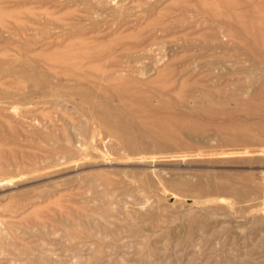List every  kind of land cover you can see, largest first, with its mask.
<instances>
[{
    "label": "rangeland",
    "instance_id": "1",
    "mask_svg": "<svg viewBox=\"0 0 264 264\" xmlns=\"http://www.w3.org/2000/svg\"><path fill=\"white\" fill-rule=\"evenodd\" d=\"M29 1L0 0V72L23 63L43 77L37 92L28 79L0 73V264H264V146L221 147L214 135L211 148L171 150L184 160L150 163L97 135L69 89L91 84L88 72L106 98L104 73L146 82L170 65L171 81L195 83L186 104L207 89L231 107L263 83L264 56L253 41L226 36L230 26L199 0ZM153 85L139 88L166 99L155 89L167 84ZM210 174L234 192L209 193ZM177 179L201 180L206 192L169 183Z\"/></svg>",
    "mask_w": 264,
    "mask_h": 264
},
{
    "label": "bare ground",
    "instance_id": "2",
    "mask_svg": "<svg viewBox=\"0 0 264 264\" xmlns=\"http://www.w3.org/2000/svg\"><path fill=\"white\" fill-rule=\"evenodd\" d=\"M19 2H21V1H19ZM19 2H18V4H19ZM199 2L201 4L200 8H203V10H205V13L207 15L211 14V17L214 18V20L215 19H218V21L222 20L226 25L230 26L226 30L225 33L223 32L226 36L236 35V36H239L240 38L243 37L246 39L247 38L250 39L251 41H253L255 46L261 52V55L264 56V15L260 14V11L264 13V0H249V1L248 0H245V1H243V0H199ZM219 7H222V8H224V10H227V11L230 9L233 10V8H237V9L232 14H228L226 12L221 13L220 11H218ZM48 8H50V7H48ZM152 9H153V7H152ZM144 10H146V8ZM198 13H199V11H198ZM191 15H192V13H191ZM197 16H198V14H197ZM128 17H129V15H128ZM112 18H114V17H112ZM112 18L110 17L109 19H112ZM101 21H98V23ZM98 23L96 22V25ZM95 30L96 29H94V31ZM190 32H192V31H190ZM101 36H99V37H101ZM103 36H105V35H103ZM173 37H174V35H173ZM1 43H2V41H1ZM130 43H133V42L131 41ZM121 45H124V43ZM177 45H178V43H177ZM180 51H181V49H180ZM189 60H190V58H189ZM185 61H187V59ZM158 63H159V61L156 60L155 64H154V68H156ZM20 64L21 63H19L17 68H15L14 66H13L14 68H10V67L6 66L8 68H7V70L5 69V71L14 72L17 75H19L20 77L24 78L25 80L28 79L29 81H31V83L29 82V84H30L29 87L34 91L40 92L41 91L40 90L41 89V79L43 77L40 78V76L38 75V71L33 72V74L32 73L27 74L29 69H27V67H25V66H22L23 63H22V65H20ZM11 65H9V66H11ZM105 66H107V65H105ZM177 68H179V67H177ZM5 71H1V72H5ZM31 71H32V69H30V72ZM173 71H174V68L170 65L160 67L158 70H156L155 75L150 80H148L146 82L145 81L141 82L140 80L135 79L134 77H132L129 74V72L117 73V72L113 71L112 73L111 72L104 73L102 75V79L105 80L106 84L101 83L100 86L102 89L100 87H99V89H100V91L102 90L106 94V98H103L102 95H97L98 93H96L95 88H96V85H99V84H97V82H92L91 76L88 74V72L83 73L82 77L86 78L88 80V82H91V84L86 83V84L80 85L78 87H69V89H70V92H72L74 94V97L76 95L78 97V101L83 103L82 105L86 104V107L89 110L91 117L95 120V124L99 128L96 131L97 135H100L99 130L104 131L107 134L106 138L108 140L113 141V142H117L121 146V148L124 151L128 152L130 155H140V154L142 156L146 155L145 160L150 162V163H152V162H156V163L159 162L160 163L161 161H164L166 163V162H174V161L184 160V159H186L184 156H176L174 153H170L171 150L172 149L187 150V149H193V148H194V150H196L197 148H202V147L211 148L212 147L211 143L214 140V135H216L218 138L217 139V142H218L217 146H221V147L222 146L223 147L224 146L236 147V146L250 145L251 143L253 145L259 146V147L264 146V141L261 139H257V136L260 134L264 136V80H263V83L261 84V86L257 90H255L251 94V96H249L248 98H245V99H243V98L242 99L241 98L235 99L234 102H236V103H234V105L231 107L228 106V102L226 101L227 99L225 97L226 95H224L221 99V96H219V94L216 93L214 95L211 92V90H207V89H202L200 91V95L198 96L197 101L196 100L194 101L196 104L188 105L185 102L188 101L193 96V85L195 83L190 82V84L188 85L186 83V81H189L188 80L189 78L171 81V79L169 77ZM224 73L225 72H223L222 74H224ZM42 74H44V73H42ZM174 74H176V73L174 72ZM46 76L48 78V75H46ZM84 78H82V80H86ZM49 79H50V77H49ZM86 81H84V82H86ZM169 81H171L173 83L177 82L178 88L175 90L172 88V86L170 87ZM198 81H199V79H198ZM52 82H50V83H52ZM152 83L156 84V85H153L155 88H157V85H159V84H163V85L167 84V86H168L167 89H164V88L159 89V90L155 89L158 93H161V95H164L165 97L167 96L166 99H164L162 101H152L151 93L144 91V90H141L139 88L141 85L147 86L148 84H152ZM5 84H7V83H5ZM70 84H67V85H70ZM43 85H45V83ZM25 86H26V84H25ZM0 88H1V86H0ZM191 89H192V91H190ZM3 90H7V89H3ZM45 90L47 91V89H45ZM65 92H68V91L65 90ZM20 93H22V91ZM72 93H69V94H72ZM171 93H173L174 95L176 94L174 96V98H172ZM3 94H5V93H3ZM51 94L53 95V93H51ZM56 94H58V93H56ZM67 95H64V96H67ZM96 95L98 96L97 97L98 99L94 100V97ZM3 96H5V95H3ZM38 96H39V94H38ZM33 97H35V95L32 96L31 98L33 99ZM19 98H17V99H19ZM25 98L23 99V101H26ZM28 98H30V97H28ZM109 98L115 99V101L116 102L118 101V103L116 105L110 103ZM41 99H44V98L41 97ZM50 99H51V97H50ZM173 99H174V101H173ZM6 100H8V99H6ZM28 101H30V100H28ZM46 101H48V100H46ZM175 104L178 105V107H177L178 109L176 107L174 108ZM81 111L85 113L84 109H81ZM86 114H87V112H86ZM91 117H90V120L92 119ZM93 119H92V121H93ZM91 126H92V124H91ZM83 131H85L86 133L88 132V130L86 128H84ZM92 131H93V127H92ZM93 132H95V131H93ZM81 133H82V131H81ZM92 137H91V139H92ZM194 137H197L199 139L198 142L193 140ZM89 143H90V141H89ZM202 143H203V145H201ZM91 144L92 143H90V145ZM92 145H94V144H92ZM96 150H97V148H96ZM232 150H233V148H232ZM92 155H94V154H92ZM102 156H104V155H102ZM186 157L190 158L193 156L189 155ZM222 157H225L224 153H223ZM140 159H141V157H140ZM107 160H109V159H107ZM158 164H156V165H158ZM73 168H75V167H73ZM144 169H146V168H144ZM119 171H120V169H119ZM126 174H128V173H126ZM143 175H144V173H143ZM213 176H212L213 178L211 177V174H210V177L205 176V179H207L206 177H208V180L207 181L205 180L206 181L205 185H206V188L210 187V188H207V190L210 189L209 193H211L213 191V190L211 191V188L212 187L216 188V186L218 188H220V190L226 192L225 194L230 193V192H234L233 189H231V187H229L227 185L222 186V184H219L220 181L218 182L215 180L218 177L219 178L222 177L221 175H219V176L213 175ZM243 180L246 181L248 179L244 178ZM200 181L198 183L194 184L188 180L177 179V180H171L169 183H171L172 186H175L178 188H183V189L189 191L190 193H193L195 195H199L198 193H200L201 190H203L202 188H204V186L202 187L200 185ZM203 183H205V182H203ZM207 185H209V186H207ZM218 188H216V189H218ZM205 190H203V192ZM222 191L221 192L219 191V192L223 193ZM244 191H245V189L241 188L239 191L236 192V194L243 193ZM206 194L203 193L202 195H206ZM212 194H214V193H212ZM215 194H216V192H215ZM110 202H111V200L107 203H110ZM238 210H240V212H241L242 209H240L238 207Z\"/></svg>",
    "mask_w": 264,
    "mask_h": 264
}]
</instances>
